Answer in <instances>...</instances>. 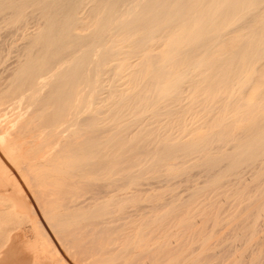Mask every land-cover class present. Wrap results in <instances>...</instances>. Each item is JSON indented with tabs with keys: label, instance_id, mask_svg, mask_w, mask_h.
Instances as JSON below:
<instances>
[{
	"label": "bare ground",
	"instance_id": "6f19581e",
	"mask_svg": "<svg viewBox=\"0 0 264 264\" xmlns=\"http://www.w3.org/2000/svg\"><path fill=\"white\" fill-rule=\"evenodd\" d=\"M191 2L0 0V151L15 167L0 157V209L37 232L33 259L13 237L0 264H69L40 213L71 264H243L237 242L264 264V90L249 105L232 90L242 60H264V24L204 58L264 0Z\"/></svg>",
	"mask_w": 264,
	"mask_h": 264
},
{
	"label": "rangeland",
	"instance_id": "374dc122",
	"mask_svg": "<svg viewBox=\"0 0 264 264\" xmlns=\"http://www.w3.org/2000/svg\"><path fill=\"white\" fill-rule=\"evenodd\" d=\"M191 1H192L191 8L198 5L199 1L198 2L197 0H191ZM83 13L84 12H82L81 17H83L84 15ZM120 14L123 16H125L126 14V17L128 16L129 18L131 17L128 6L123 7L120 11ZM241 20H234L230 25H227L225 23L221 25V30L219 32L220 34L218 38L216 39V41L214 42V46L212 47L210 52L206 54V56L204 57L207 61L215 63V62H220L226 58L233 57L234 51L239 49L245 43L247 39L246 37L249 36L252 32L256 31V29L259 28L260 25L264 24V3L255 16L247 20H243V19ZM192 29L193 28H189L187 32L192 31ZM85 32L86 31H83L82 33H85ZM1 41H2V37L0 38V42ZM170 41H171V36L167 34L162 36L161 38L157 37L154 41V47H155L156 54H159L160 56L164 57L168 53ZM18 42L20 41L18 39L17 40L15 39L14 41H12V44H16ZM79 52L80 50L76 54H79ZM10 57L11 56L6 57V64L11 63L12 59H10ZM64 65L65 63L63 64V66ZM194 66H195L194 64L190 65L189 66L190 70L198 71V68H195ZM0 67H1L0 68V84H1L3 82L1 78L5 77L6 72L2 71L1 64H0ZM241 68H242L241 69L242 75H241L240 82L239 84L235 85L232 88V90L236 91L241 88L242 89L241 98L244 101V103L248 105L253 104L256 98L258 97V94H260L261 91L264 90V60L262 62L248 64L246 66H244L243 60H242ZM88 100L91 103L93 98L88 97ZM86 106L83 108L82 114H85L94 109H97V106L94 103L88 104ZM247 125L248 123H239L237 126V130ZM204 133H205L204 130L199 131L200 135ZM0 157L5 162L8 168H11L12 171L13 169H15V167L11 164V162H9V160L6 159V156L1 151H0ZM245 178L246 180H248L247 184H250L253 181V177L249 173L246 174ZM143 188H151V186L144 185ZM152 190H154V187H152ZM5 200L6 199H1L0 204H3V203L7 204ZM32 203L35 207L36 204L34 202ZM41 215L43 216V214L40 213L38 218L40 221H42L44 229L49 234L50 240L53 242L52 244L53 245L56 244L55 246L58 252L60 253V255L58 254L59 255L58 257H64L65 259H67L68 263L71 264L69 258L65 254L66 253L65 249L61 246V243L57 239L55 234L46 225V222H44V218ZM261 218L263 219L264 217H261ZM31 222L32 221L29 218L18 216L12 210L10 211L6 209L4 210L0 209V255L3 254L5 248H7V246L10 244L9 242L11 241V239L13 237H16L15 240H13L12 242L13 250L16 253L20 254L22 259L27 263L30 259H33L34 252H35V242H36L35 237H36L37 232ZM261 229L262 230H259V232H257L255 236L259 243V246H258L259 249L257 248L258 250H264V244H263L264 241H262L264 240V229L263 228ZM23 233H25L26 237L23 236ZM159 241L160 240H157L155 242H159ZM172 241L176 245H178L180 244L181 239L172 238ZM155 242L152 244H155ZM260 242H261V245H260ZM110 246H111L110 248L113 247V245H110ZM236 246L237 247L234 251V255H235L234 257L240 258L242 262H244L243 264H253V259L255 258V256L254 255L251 256V254L248 251H245V249L242 246V242H237ZM41 262L42 264H47V262H45L43 259L41 260ZM72 264H76V263L73 262Z\"/></svg>",
	"mask_w": 264,
	"mask_h": 264
}]
</instances>
